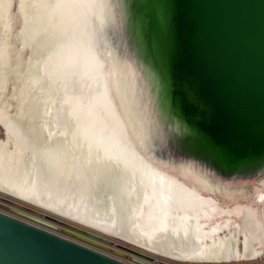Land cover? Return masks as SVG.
<instances>
[{"label":"bare ground","instance_id":"1","mask_svg":"<svg viewBox=\"0 0 264 264\" xmlns=\"http://www.w3.org/2000/svg\"><path fill=\"white\" fill-rule=\"evenodd\" d=\"M125 1L0 0V211L129 264L264 257V180L221 205L206 172L159 156L182 128Z\"/></svg>","mask_w":264,"mask_h":264},{"label":"water","instance_id":"2","mask_svg":"<svg viewBox=\"0 0 264 264\" xmlns=\"http://www.w3.org/2000/svg\"><path fill=\"white\" fill-rule=\"evenodd\" d=\"M125 5L128 45L158 71L170 120L182 128L164 132L163 150L192 153L224 173L260 169L264 0ZM0 264L129 263L0 211Z\"/></svg>","mask_w":264,"mask_h":264},{"label":"rangeland","instance_id":"3","mask_svg":"<svg viewBox=\"0 0 264 264\" xmlns=\"http://www.w3.org/2000/svg\"><path fill=\"white\" fill-rule=\"evenodd\" d=\"M170 124H171V121L169 122L167 126L168 131L171 129ZM2 134H3V130L0 126V136H2ZM158 147H159V151H158L159 156L164 158L165 160L170 161L175 165L176 164L177 165L190 164L192 167L194 168L197 167V169H200L201 171L206 172L209 179L213 181V184L215 187L214 190H210L207 188V191L211 192L214 196L222 197L221 205H223L226 201H230L234 198L237 199L240 196V194H242L241 189L243 188L247 189V191H245V195H251L252 188L258 185H261L264 180V165L262 169H259L254 172L224 173L221 171L220 168H216L210 162H207L203 158H200L192 153H189L186 151L180 152L176 149H170V148L164 149L162 151L163 144H160ZM258 181H260V183H258ZM219 187L221 188L220 190L218 189ZM227 188H230V190H227ZM2 195L5 196L4 193H0V199L2 198ZM3 198L2 200L8 201V198L6 197H3ZM194 204L196 206L197 212H201L202 207H204V205H201L196 200L194 201ZM224 209L225 208L222 207L218 211L214 212L212 214V218L214 217L212 220H216L217 218L223 219L226 217L234 216L233 218L234 220L241 221L242 216L239 215V213L230 212L229 210H224ZM44 212L48 213L46 211ZM248 231L254 234L255 237H257V241H260V236H259L260 232L257 229V227H254L252 229L248 228ZM114 239L118 241V245H121L122 243L129 247H135L137 249H141L131 244L130 242H127L125 240L123 241V239L119 237H115ZM143 251H146V250H143ZM145 253L148 254L147 256H149L150 259L152 258V261H154V263L152 264H164V262L168 263L166 262L168 260L174 263H179V264H262L264 263V257H257V258L241 260V261H228V262L226 261L224 262H190V261L176 260V259H173L167 256L152 253L149 251H146Z\"/></svg>","mask_w":264,"mask_h":264}]
</instances>
